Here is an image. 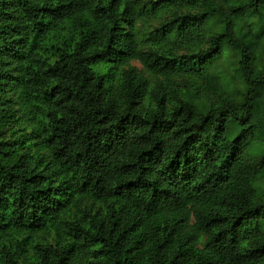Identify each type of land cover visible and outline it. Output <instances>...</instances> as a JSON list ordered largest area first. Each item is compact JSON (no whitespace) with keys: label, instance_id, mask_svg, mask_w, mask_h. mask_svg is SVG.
Instances as JSON below:
<instances>
[{"label":"trees","instance_id":"16d2710c","mask_svg":"<svg viewBox=\"0 0 264 264\" xmlns=\"http://www.w3.org/2000/svg\"><path fill=\"white\" fill-rule=\"evenodd\" d=\"M0 264H264V0H0Z\"/></svg>","mask_w":264,"mask_h":264},{"label":"rangeland","instance_id":"374dc122","mask_svg":"<svg viewBox=\"0 0 264 264\" xmlns=\"http://www.w3.org/2000/svg\"><path fill=\"white\" fill-rule=\"evenodd\" d=\"M259 110H260V108H259ZM260 112H261V110H260Z\"/></svg>","mask_w":264,"mask_h":264}]
</instances>
